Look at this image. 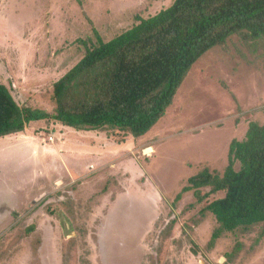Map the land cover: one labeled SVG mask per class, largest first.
<instances>
[{
    "label": "rangeland",
    "instance_id": "rangeland-1",
    "mask_svg": "<svg viewBox=\"0 0 264 264\" xmlns=\"http://www.w3.org/2000/svg\"><path fill=\"white\" fill-rule=\"evenodd\" d=\"M173 2L0 0V84L21 107L52 112L53 85L96 34L110 41ZM251 122L264 125V55L235 36L194 65L139 139L59 124L0 139V264H226L236 239L234 264H264V226L208 247L216 221L200 211L223 195L174 204L202 170L224 173Z\"/></svg>",
    "mask_w": 264,
    "mask_h": 264
},
{
    "label": "trees",
    "instance_id": "trees-1",
    "mask_svg": "<svg viewBox=\"0 0 264 264\" xmlns=\"http://www.w3.org/2000/svg\"><path fill=\"white\" fill-rule=\"evenodd\" d=\"M97 45L52 90L54 108L21 107L0 84V139L34 127L55 134L57 126L77 131H119L139 139L164 117L194 65L237 36L252 53L264 55V0H174L158 14ZM42 130V131H43ZM192 192L201 211L216 221L209 248L229 235L264 226V125L251 122L246 137L233 141L224 173L208 168L188 180L177 205ZM264 239V228L255 241ZM236 239L227 263L244 250ZM237 263V262H236Z\"/></svg>",
    "mask_w": 264,
    "mask_h": 264
},
{
    "label": "flooded vegetation",
    "instance_id": "flooded-vegetation-1",
    "mask_svg": "<svg viewBox=\"0 0 264 264\" xmlns=\"http://www.w3.org/2000/svg\"><path fill=\"white\" fill-rule=\"evenodd\" d=\"M42 196V195H41ZM41 196H39V198H37V199H39V200H41L40 198H41ZM37 199H35V201L37 200ZM39 200H37V201H39ZM3 214L2 213H0V216H2ZM5 219H0V224H2V222L4 221ZM66 225H64L66 228H68V223H65ZM1 226V225H0ZM66 230H68V229H66Z\"/></svg>",
    "mask_w": 264,
    "mask_h": 264
},
{
    "label": "water",
    "instance_id": "water-1",
    "mask_svg": "<svg viewBox=\"0 0 264 264\" xmlns=\"http://www.w3.org/2000/svg\"><path fill=\"white\" fill-rule=\"evenodd\" d=\"M150 150H151V149H147V150H145V154H150Z\"/></svg>",
    "mask_w": 264,
    "mask_h": 264
},
{
    "label": "crops",
    "instance_id": "crops-1",
    "mask_svg": "<svg viewBox=\"0 0 264 264\" xmlns=\"http://www.w3.org/2000/svg\"><path fill=\"white\" fill-rule=\"evenodd\" d=\"M53 145H54V144H53ZM68 161H69V160H68ZM67 166L69 167V166H70V164L68 163V164H67ZM68 172H69V171H68ZM42 197L44 198L45 196H42Z\"/></svg>",
    "mask_w": 264,
    "mask_h": 264
}]
</instances>
